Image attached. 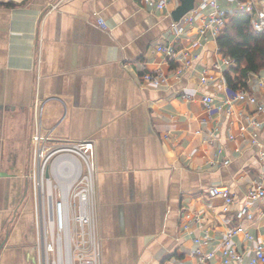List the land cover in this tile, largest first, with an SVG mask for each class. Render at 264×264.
Here are the masks:
<instances>
[{
  "label": "crops",
  "instance_id": "1",
  "mask_svg": "<svg viewBox=\"0 0 264 264\" xmlns=\"http://www.w3.org/2000/svg\"><path fill=\"white\" fill-rule=\"evenodd\" d=\"M180 1L163 11L144 0H0V264H43L37 131L52 146L96 145L100 264H206L197 238L221 264L224 233L239 222L236 210L262 172L264 111L235 102L228 112L217 40L199 35L201 21L185 24L179 37L171 31ZM164 41L198 57L180 79L156 87L143 75L176 66L156 50ZM203 71L214 79L201 83ZM248 85L264 102L259 79L250 76ZM206 94L223 107L210 111ZM252 117L263 122L258 143ZM214 185L237 195L232 211L209 194ZM254 205L256 222H241L257 240L235 237L242 260L233 264H248L264 242L262 205Z\"/></svg>",
  "mask_w": 264,
  "mask_h": 264
},
{
  "label": "built area",
  "instance_id": "2",
  "mask_svg": "<svg viewBox=\"0 0 264 264\" xmlns=\"http://www.w3.org/2000/svg\"><path fill=\"white\" fill-rule=\"evenodd\" d=\"M144 2L164 11L172 3V0H144ZM233 10L247 11L251 16L254 28L258 31H264V0H196L194 9L180 20H173L170 28L179 37L185 31V24L195 25L197 21H201L198 26L199 35L203 38L217 40L227 23L228 13ZM97 20L102 28L108 27L103 17H99ZM192 45L198 46L199 41H195ZM156 50L164 54L168 62L176 63V66L169 73L158 67L143 75L144 82L156 87L167 85L171 79H180L183 72L191 67L193 61L198 57L190 46L178 48L173 43L166 41L157 44ZM231 65H233V60L224 56L216 67L224 74ZM250 76L257 77L260 85H264L263 70L260 73H252ZM213 79L214 77L210 76L207 71L202 72L201 83L207 84ZM214 101L215 95L206 94L203 97V102L210 111L219 110L223 107L222 105L216 107ZM235 102L255 105L257 112L264 111V102L260 101L257 94L247 89L234 92L227 88L224 104L229 113L233 111ZM248 127L251 130L252 143H258L263 122L257 117H252L248 120ZM230 137L233 138L234 136L231 135ZM32 139L41 148L42 176L45 174L47 163L55 153L59 152L60 155L54 161L61 160L62 157L68 155L73 158L72 160L61 161L65 178L68 179L69 183L71 182L66 199L63 193L60 202L54 207L52 197L51 203L49 202L48 217L46 221H42V225L44 223L45 226L43 239L41 237L44 247L43 264H100L101 251L95 224L94 197L98 163L94 141H71L59 146H52L48 144L49 136L38 131ZM261 159V175L250 182L245 199L236 210L239 222L224 233L221 242V264L241 262L242 254L236 247L235 237L243 236L248 241L253 242L257 240L255 234L247 229L246 224L241 221L245 220L251 224L256 222L257 213L254 204L257 203L262 205L260 215L264 217V152L261 154ZM71 170L74 171L72 176H70ZM209 194L212 197L220 196L223 198V212L225 213L232 211L239 203L237 195L225 185L210 187ZM61 203L66 205L64 217L61 213ZM203 219L202 216L196 218L199 222ZM195 241L199 244L196 252L201 254L203 260L207 262L206 264H214L215 252H204L201 238H197ZM248 264H264V242H256Z\"/></svg>",
  "mask_w": 264,
  "mask_h": 264
},
{
  "label": "trees",
  "instance_id": "3",
  "mask_svg": "<svg viewBox=\"0 0 264 264\" xmlns=\"http://www.w3.org/2000/svg\"><path fill=\"white\" fill-rule=\"evenodd\" d=\"M217 43L219 51L233 60L224 72L228 88L234 92L248 90L250 75L264 70V31L254 28L247 11L233 10Z\"/></svg>",
  "mask_w": 264,
  "mask_h": 264
},
{
  "label": "rangeland",
  "instance_id": "4",
  "mask_svg": "<svg viewBox=\"0 0 264 264\" xmlns=\"http://www.w3.org/2000/svg\"><path fill=\"white\" fill-rule=\"evenodd\" d=\"M56 144V143H55ZM54 146H59L58 144ZM41 150V148H40ZM60 153H55L50 161L47 163L45 168V174L42 176L41 174V158L38 165V196L42 198H39L37 200V220L35 221V228H37V231L41 235L43 239V232H44V223L42 225V221H46L49 213V207H50V201L53 197V206L55 207L58 202H60L62 194H63V188L67 184V178H65V172L63 169V163L60 159L54 161L57 156H59ZM49 174V176H47ZM52 189V196L49 195L50 191ZM42 192V194H41ZM32 209L34 211V214L36 213V206H32ZM36 219V217H35ZM47 228V227H46ZM38 242V243H37ZM37 246L39 244L38 237H37ZM35 245V244H34ZM39 247V246H38Z\"/></svg>",
  "mask_w": 264,
  "mask_h": 264
},
{
  "label": "water",
  "instance_id": "5",
  "mask_svg": "<svg viewBox=\"0 0 264 264\" xmlns=\"http://www.w3.org/2000/svg\"><path fill=\"white\" fill-rule=\"evenodd\" d=\"M196 4V0H181L179 5L175 7L172 11V16L175 21L180 20L186 14H188L191 10L194 9ZM49 176V174H48ZM51 203V199H49Z\"/></svg>",
  "mask_w": 264,
  "mask_h": 264
},
{
  "label": "bare ground",
  "instance_id": "6",
  "mask_svg": "<svg viewBox=\"0 0 264 264\" xmlns=\"http://www.w3.org/2000/svg\"><path fill=\"white\" fill-rule=\"evenodd\" d=\"M72 160L73 158H72V156H70V155H68V156H64V157H62V159H61V161H65V160ZM74 171L73 170H71V172H70V176H72V173H73ZM69 175V174H68ZM67 175V176H68ZM67 181H68V179H67ZM70 185H71V182L69 183V181L67 182V184H66V186L63 188V193H64V198L66 199V195L68 194V192H69V189H70ZM49 191H50V196L52 195V189L50 190L49 189ZM65 211H66V205L65 204H63V203H61V213H62V217H64L65 216Z\"/></svg>",
  "mask_w": 264,
  "mask_h": 264
},
{
  "label": "flooded vegetation",
  "instance_id": "7",
  "mask_svg": "<svg viewBox=\"0 0 264 264\" xmlns=\"http://www.w3.org/2000/svg\"><path fill=\"white\" fill-rule=\"evenodd\" d=\"M41 251H42V260H43V254H44L43 244H41Z\"/></svg>",
  "mask_w": 264,
  "mask_h": 264
}]
</instances>
